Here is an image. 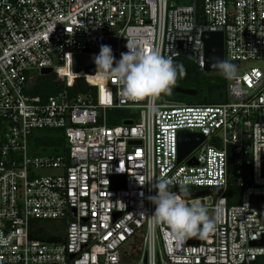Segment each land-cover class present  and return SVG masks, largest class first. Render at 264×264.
I'll list each match as a JSON object with an SVG mask.
<instances>
[{
    "label": "built area",
    "instance_id": "1",
    "mask_svg": "<svg viewBox=\"0 0 264 264\" xmlns=\"http://www.w3.org/2000/svg\"><path fill=\"white\" fill-rule=\"evenodd\" d=\"M203 33H222L224 60L238 64L220 104L175 105L164 93L130 100L115 77L95 76V65L72 72L74 57L112 43L118 60L134 41L203 72ZM254 62H264V0H0V264L264 258V74L245 67ZM48 69L61 90L32 96ZM77 80L95 93L72 95ZM109 111L136 116L110 127ZM43 131L59 133L64 147L36 149ZM180 132L203 141L179 162ZM113 177L123 179L122 188ZM229 178L242 187L232 206L223 196ZM161 179L172 191L209 192L187 199L216 216L196 245L151 223L147 197ZM253 198H262L258 209ZM40 233L46 239H36Z\"/></svg>",
    "mask_w": 264,
    "mask_h": 264
},
{
    "label": "clouds",
    "instance_id": "2",
    "mask_svg": "<svg viewBox=\"0 0 264 264\" xmlns=\"http://www.w3.org/2000/svg\"><path fill=\"white\" fill-rule=\"evenodd\" d=\"M127 51L117 60L109 45L102 44L99 53L93 57L95 76L109 80L116 78L120 92L130 100H154L161 93H169L175 85L182 65L161 55L157 50H145L139 41L126 44ZM212 62L225 79H234L236 65L227 60L213 57ZM155 195L147 197L154 206L150 215L153 225H165L177 238L207 235L215 227L216 216L199 202L188 203L187 190H170L165 180L154 184Z\"/></svg>",
    "mask_w": 264,
    "mask_h": 264
},
{
    "label": "trees",
    "instance_id": "3",
    "mask_svg": "<svg viewBox=\"0 0 264 264\" xmlns=\"http://www.w3.org/2000/svg\"><path fill=\"white\" fill-rule=\"evenodd\" d=\"M175 65L183 66V73L178 74L175 85L169 93H164L163 97L166 102L175 105L200 106V105H216L224 102L225 78L223 75L205 74L185 60L173 61ZM90 69L88 72H92ZM81 76V75H80ZM61 84L56 80L53 74L47 76H39L31 90L32 96L47 98L58 93L61 90ZM193 91L194 96H183L177 94L175 90ZM95 93L94 89H89L82 80L75 82L74 88L69 90L72 95L85 94L88 91ZM135 114L129 111H109L107 113V125L116 126L121 122L133 121ZM41 136L35 139L34 147L41 149L42 152H58L64 147V140L59 133L54 131L40 132ZM231 164H229V172ZM242 187L234 182L233 178H229L224 197L228 206L237 204ZM36 239L44 240L46 235L38 234ZM255 264H264V258H259Z\"/></svg>",
    "mask_w": 264,
    "mask_h": 264
},
{
    "label": "water",
    "instance_id": "4",
    "mask_svg": "<svg viewBox=\"0 0 264 264\" xmlns=\"http://www.w3.org/2000/svg\"><path fill=\"white\" fill-rule=\"evenodd\" d=\"M201 42L203 44V51H204V68L203 72L205 74H221L215 67L212 62L213 57H218L224 60L223 57V35L222 33H203L201 35ZM111 48L113 49V44L111 43ZM124 47L122 46V52ZM93 57H74L72 60V72L74 74L79 73L85 69L92 67L94 64ZM236 65L238 68V64L232 63ZM41 76H47L51 74V70H42L40 72ZM175 92L177 94L183 96H194L195 93L193 91H183L176 89ZM124 125H131L130 122H125ZM203 141V137L199 134H190L187 132H180L177 136V157L178 161L180 162L183 160L194 148H196L201 142ZM131 145H139L136 142L131 143ZM190 166L196 165L195 161H190L188 163ZM112 184H117V187H123V179L119 177L111 178ZM208 191L195 193V194H187L188 199L205 196L208 195ZM262 201V198H253L251 200V206L255 209H258L259 203ZM262 215L260 214V218ZM187 245H196L198 242V235H194L191 237L185 238Z\"/></svg>",
    "mask_w": 264,
    "mask_h": 264
},
{
    "label": "rangeland",
    "instance_id": "5",
    "mask_svg": "<svg viewBox=\"0 0 264 264\" xmlns=\"http://www.w3.org/2000/svg\"><path fill=\"white\" fill-rule=\"evenodd\" d=\"M247 68H258L264 74V62H254L246 65ZM50 172H45L43 175H51Z\"/></svg>",
    "mask_w": 264,
    "mask_h": 264
}]
</instances>
